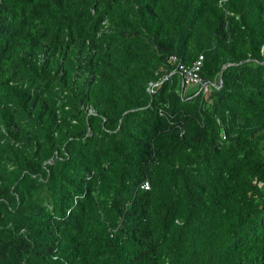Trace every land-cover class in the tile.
<instances>
[{
	"label": "trees",
	"instance_id": "16d2710c",
	"mask_svg": "<svg viewBox=\"0 0 264 264\" xmlns=\"http://www.w3.org/2000/svg\"><path fill=\"white\" fill-rule=\"evenodd\" d=\"M0 264H264V0H0Z\"/></svg>",
	"mask_w": 264,
	"mask_h": 264
},
{
	"label": "built area",
	"instance_id": "2783aa9c",
	"mask_svg": "<svg viewBox=\"0 0 264 264\" xmlns=\"http://www.w3.org/2000/svg\"><path fill=\"white\" fill-rule=\"evenodd\" d=\"M173 61H177L176 56H171ZM204 56L200 55L199 58L194 62L191 66H186L183 63H179V71L183 79V86L185 85H197L199 86V90L206 92L209 90L211 85H215V83H207L203 81L201 76V69L203 66Z\"/></svg>",
	"mask_w": 264,
	"mask_h": 264
},
{
	"label": "water",
	"instance_id": "95a60500",
	"mask_svg": "<svg viewBox=\"0 0 264 264\" xmlns=\"http://www.w3.org/2000/svg\"><path fill=\"white\" fill-rule=\"evenodd\" d=\"M223 84V80H222V78H221V85Z\"/></svg>",
	"mask_w": 264,
	"mask_h": 264
}]
</instances>
